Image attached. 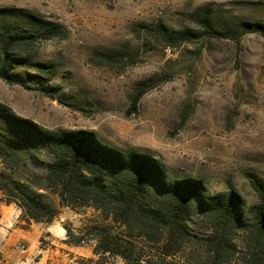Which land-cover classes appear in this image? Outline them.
<instances>
[{"label": "rangeland", "instance_id": "obj_1", "mask_svg": "<svg viewBox=\"0 0 264 264\" xmlns=\"http://www.w3.org/2000/svg\"><path fill=\"white\" fill-rule=\"evenodd\" d=\"M1 7L28 9L67 33L39 44L35 65L52 73L26 68L40 77L27 87L0 79L1 104L47 129L93 131L112 145L148 150L172 174L200 178L212 193L233 188L249 209L257 205L250 179L264 183V35L246 34L243 24H264V0H0ZM0 172L43 195L55 215L51 224L30 221L0 190V247L9 238L25 246L24 235H33V244L54 250L49 264H74L93 257L95 242L70 245L65 227L86 237L91 226L123 230L92 207L62 206L43 164L11 171L0 163ZM208 231L196 217L172 258L209 259ZM138 248L160 259L155 244Z\"/></svg>", "mask_w": 264, "mask_h": 264}, {"label": "trees", "instance_id": "obj_2", "mask_svg": "<svg viewBox=\"0 0 264 264\" xmlns=\"http://www.w3.org/2000/svg\"><path fill=\"white\" fill-rule=\"evenodd\" d=\"M206 24L208 28L210 21ZM243 27L246 34L264 35V24L244 23ZM66 36L58 22L28 9L1 7L0 79L27 87L40 77L26 68L38 66L52 73L49 65H35L39 44ZM145 92L141 89L135 95L134 106ZM0 163L11 171L30 163L45 165L47 188L62 206L76 211L92 207L123 228L116 232L91 226V237H86L82 230L76 233L65 227L68 244L95 242L93 257L76 259L74 264H187L172 257L190 240L196 217L208 225L209 259L190 264H264V183L255 177L250 182L258 203L249 209L235 189L212 193L200 178L172 174L148 150L112 145L93 131L47 129L1 103ZM6 181L0 172V190L28 220L54 221L43 195L12 177ZM141 244H155L160 259H146L138 252Z\"/></svg>", "mask_w": 264, "mask_h": 264}, {"label": "crops", "instance_id": "obj_3", "mask_svg": "<svg viewBox=\"0 0 264 264\" xmlns=\"http://www.w3.org/2000/svg\"><path fill=\"white\" fill-rule=\"evenodd\" d=\"M7 209L10 211L12 210L11 207ZM24 237L26 239V241H24L26 242L25 246L27 247L24 259L20 261L16 258L19 239L12 240L9 238L4 244H1L2 246L0 247V252L3 254V257L0 258V264H49L54 260L53 249H45L40 247L39 244H33L35 240L33 235H24ZM35 237L37 238V236Z\"/></svg>", "mask_w": 264, "mask_h": 264}, {"label": "built area", "instance_id": "obj_4", "mask_svg": "<svg viewBox=\"0 0 264 264\" xmlns=\"http://www.w3.org/2000/svg\"><path fill=\"white\" fill-rule=\"evenodd\" d=\"M17 251H19V252H25L26 251V247L24 245H19L17 247Z\"/></svg>", "mask_w": 264, "mask_h": 264}]
</instances>
